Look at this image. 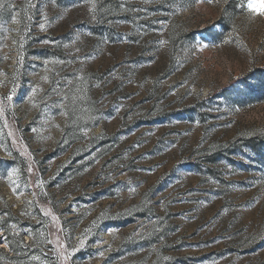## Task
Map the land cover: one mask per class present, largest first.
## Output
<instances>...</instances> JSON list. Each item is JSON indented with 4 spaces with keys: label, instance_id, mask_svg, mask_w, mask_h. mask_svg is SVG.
<instances>
[{
    "label": "rangeland",
    "instance_id": "obj_1",
    "mask_svg": "<svg viewBox=\"0 0 264 264\" xmlns=\"http://www.w3.org/2000/svg\"><path fill=\"white\" fill-rule=\"evenodd\" d=\"M249 2L0 0V264H264Z\"/></svg>",
    "mask_w": 264,
    "mask_h": 264
},
{
    "label": "snow or ice",
    "instance_id": "obj_2",
    "mask_svg": "<svg viewBox=\"0 0 264 264\" xmlns=\"http://www.w3.org/2000/svg\"><path fill=\"white\" fill-rule=\"evenodd\" d=\"M247 7L254 13L264 15V2H251L250 0ZM9 99H11V97H9Z\"/></svg>",
    "mask_w": 264,
    "mask_h": 264
}]
</instances>
